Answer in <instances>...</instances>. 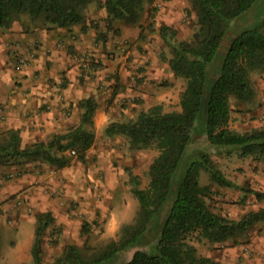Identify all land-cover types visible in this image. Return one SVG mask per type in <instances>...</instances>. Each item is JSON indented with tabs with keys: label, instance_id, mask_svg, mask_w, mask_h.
<instances>
[{
	"label": "trees",
	"instance_id": "16d2710c",
	"mask_svg": "<svg viewBox=\"0 0 264 264\" xmlns=\"http://www.w3.org/2000/svg\"><path fill=\"white\" fill-rule=\"evenodd\" d=\"M257 1L189 0L195 28L188 38H179L173 25H158L157 33L170 53L168 65L174 76L185 80L179 94L180 108L168 110L163 103H155L138 111L133 118L109 121L104 130L107 135H123L130 150L149 147L157 150L149 164L147 186L139 187V175L125 167L130 190L138 199L137 211L132 221L121 224L116 238H111L99 252L86 257L78 246L68 244L51 264L111 263L122 251L144 245L150 237L154 240L148 242L146 248H136L123 264H221L208 255L199 254L193 241L235 240L257 222L264 221L263 207L247 210L239 218L218 211L207 200L212 188L198 180L200 171L205 170L211 182L240 188L244 192L241 200L247 193L257 198L263 196L249 184L239 185L227 177L212 158L213 153L237 151L240 157L253 156L264 161V120L248 130L232 128L229 102L230 95L236 102H249L255 96L249 74L251 70L264 67V16L240 28L225 43L231 21L250 10ZM150 2L152 0H0V26L8 27L15 19L27 15L45 26L70 27L84 21L90 3L103 7L108 24L114 20L137 23ZM155 9L151 7L147 11V18H151L147 26L151 29ZM81 105L84 108L81 122L65 133L54 134L46 142L22 145L18 129H0V172L22 162L40 161L62 166L73 155H66V149H75L78 158L83 159L93 140V132L85 129L83 123L91 122L96 103L86 98ZM202 114H205L206 146L190 150L193 136L198 135L196 121ZM195 152L198 157L188 162L174 185L173 176L180 168V161L188 160ZM164 206L167 210L162 217ZM52 222L49 210L35 214L30 248L34 264H42L43 232ZM86 226L83 224L82 232L86 231ZM228 264L255 263L237 260Z\"/></svg>",
	"mask_w": 264,
	"mask_h": 264
},
{
	"label": "crops",
	"instance_id": "0c3cea01",
	"mask_svg": "<svg viewBox=\"0 0 264 264\" xmlns=\"http://www.w3.org/2000/svg\"><path fill=\"white\" fill-rule=\"evenodd\" d=\"M174 1L165 0L155 10L162 13L161 23L173 25L179 35L181 26L170 21L177 20ZM150 8L146 7V14ZM146 14L139 23L114 20L108 24L105 10L94 3L88 6L84 21L70 27H49L22 15L0 30V129H18L22 145L46 142L81 122L82 100L92 98L96 103L91 122L83 123L93 132L83 159L74 154L62 166L40 161L16 166L23 167L22 173L7 190L23 188L26 201L35 207L24 219L35 222L37 212L49 210L53 222L67 220L66 205L46 192L57 185L61 192L62 188L65 193L67 189L77 192L94 178L91 167H138L133 162L139 151L130 150L123 135L105 133L109 121L133 118L155 103H163L165 108L175 103L179 109L183 82L173 75L167 62L170 53L165 52L157 31L149 33L151 18ZM159 18L154 16L153 26L161 24ZM13 48L26 58L20 67L15 65ZM84 54L92 61L89 68L80 65ZM69 150L64 153L70 155ZM36 167L46 171L38 175ZM106 172L108 178L111 170ZM58 177L64 182L59 183ZM246 245L253 251L252 258L259 250L264 257V247L256 249L260 243L252 240ZM258 254L253 262L264 264Z\"/></svg>",
	"mask_w": 264,
	"mask_h": 264
},
{
	"label": "rangeland",
	"instance_id": "374dc122",
	"mask_svg": "<svg viewBox=\"0 0 264 264\" xmlns=\"http://www.w3.org/2000/svg\"><path fill=\"white\" fill-rule=\"evenodd\" d=\"M154 1L152 0V3L150 2L146 6H154L156 9H161L162 2L165 0H158L160 4H156L157 1ZM93 4L90 3L89 7ZM172 10L175 12V16L173 17H176L177 20L173 19L170 21L181 26L178 27L179 35L177 36L179 38L190 37L195 28V19L193 13H189L191 10L189 0H175ZM159 11L155 10L154 16L158 15L161 23L163 17ZM145 14L141 18L142 20L145 19ZM263 16L264 0H258L250 10L231 21L225 43L227 44L230 37L240 28L250 26L254 21L260 20ZM157 27L155 23L153 29L148 27L149 33L156 32ZM2 29L4 27L0 26V30ZM181 35L186 37H180ZM164 49L166 53H169L166 46ZM7 73L10 75L9 70H7ZM249 76L251 85L255 89L254 98L249 102H236L234 96H229V102L232 107L230 125L238 131L248 130L259 125L264 120V67L251 70ZM178 79L183 82L184 88V78L178 76ZM175 106V103H171L166 109L174 110ZM204 120L205 114H202L196 121V124H199L201 127L198 125V135L195 134L193 136V141L188 149H204L206 146ZM138 151L139 157L136 158L137 162L135 160L133 162L138 167H130V169L133 173L139 175V187L143 188L148 184L149 164L156 155L157 150L154 147H149ZM195 153L191 154L189 156L191 158H188V160L187 158H182L180 161V168L176 170L173 176L174 185L177 181V176H180L188 162L198 157L197 152ZM212 158L227 177L239 185L249 184L252 188L260 191L263 196L257 198L253 193H247L245 198L241 200L244 192L240 188L221 186L211 182L207 172L201 170L199 182L201 184H209L212 188V195L207 198L210 205L231 218H239L245 211L250 209L264 208V161H258L253 156L240 157L237 151H232L231 153H213ZM91 168L95 176L83 188L79 189L82 191L81 193L79 190L73 192L70 189H67L66 192L68 193H65L63 188L61 192L58 189L59 185L55 186L54 189H50L51 193L46 192L50 198L53 197L58 202H63V206L66 205L67 220L59 224L52 222L43 232L42 264L53 263L68 244L78 246L84 256L90 257L93 253L102 250L111 238H116L121 224L132 221L138 208V199L130 190V181L125 167ZM22 169L23 167H10L0 172V264H34L30 248L35 222L30 219H24V217L27 214L35 212V207L26 201L25 196L22 194L23 188L13 190L14 192H11V189L7 190L9 186H13L18 182L17 178L21 175ZM107 169L111 170V173H108V178L106 177ZM34 170L38 175L46 171V169H42L41 167H36ZM49 170L50 172H54L52 168ZM52 174L54 175L55 172ZM57 179L59 183L64 182L63 177H58ZM13 181L15 182L13 183ZM81 206H83L82 210H80ZM166 210L167 206H164L161 211L162 217L166 213ZM83 224L88 226H86L87 229L84 228L85 232H82ZM29 238L31 241H29ZM152 240L154 239L150 237L144 245L136 248H146V244ZM252 240L255 243H260V245L256 246L257 250L264 247V221L257 222L250 227L247 233L238 236L235 240L231 239L224 243H210L206 240L193 242H195L194 244L199 254L208 255L218 260L221 264H228L237 260L254 263V257L257 256L258 252L262 253V251H257V254H254L252 258V254L250 253L253 251H250L246 245ZM244 245L247 247L244 248ZM136 248L124 250L111 263L104 264H123L130 258ZM258 258L264 262L262 254H258Z\"/></svg>",
	"mask_w": 264,
	"mask_h": 264
},
{
	"label": "built area",
	"instance_id": "2783aa9c",
	"mask_svg": "<svg viewBox=\"0 0 264 264\" xmlns=\"http://www.w3.org/2000/svg\"><path fill=\"white\" fill-rule=\"evenodd\" d=\"M156 4H160V2L157 1ZM11 53H12V55L14 57V62H15L16 67H20L21 65L26 63L25 56H23L20 52H18L16 48H13L11 50ZM80 60H81V64L80 65L82 67L89 68L91 66V64H92L91 63L92 61L90 60L89 55H86V54L82 55ZM69 152L71 154H73V155L76 154L75 149H70Z\"/></svg>",
	"mask_w": 264,
	"mask_h": 264
}]
</instances>
